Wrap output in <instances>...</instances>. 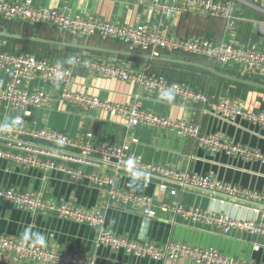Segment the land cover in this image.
Here are the masks:
<instances>
[{
  "label": "built area",
  "instance_id": "2783aa9c",
  "mask_svg": "<svg viewBox=\"0 0 264 264\" xmlns=\"http://www.w3.org/2000/svg\"><path fill=\"white\" fill-rule=\"evenodd\" d=\"M143 8L145 17L135 24H122L113 20L99 19L90 14L72 12L68 7L37 6L32 0H0V24L7 29L20 22L37 27H49L71 37L88 39L97 36L101 40L121 42L129 51H140L159 57L180 53L184 56L204 57L224 67H235L249 78H264V45L237 39L236 30L239 12L249 11L264 16V0H136ZM238 12V13H237ZM169 14H197L224 21V36L214 39L203 35L180 36L161 31L158 18ZM8 30V29H7ZM0 43V104L21 117L22 123L10 134L0 133V161L37 168L43 171L59 170L78 177L66 164L100 168L89 176L97 187H107L110 206L130 205L140 210L144 219L153 216L155 204L150 196L136 194L116 186L121 174L131 178L127 161L136 158L135 168L147 174L141 181H153L160 190L175 195L179 190L195 189L208 193L220 203L230 202L235 206L246 204L252 215L237 217L223 211L178 205L175 212L195 223L214 225L228 235L233 231L250 235H264V192L231 185L210 175L179 170L158 162H146L129 143H110L86 131L79 136H70L64 131L39 124L25 115L32 109L45 106L51 99L47 88H57L59 97L68 103L78 104L93 110L103 111L123 118L129 126H146L156 131L192 139L196 145L210 153H225L229 156L259 162L264 165V151L241 145L218 133L202 132L200 123L194 120L172 119L141 108L136 103L118 104L101 100L85 92L70 88L76 68L109 78H116L143 85L147 90L160 92L175 86L174 98L181 104H199L204 111L225 120L244 119L264 127V109L249 110L240 98L221 95L210 99L200 88L189 83L169 80L163 74L146 71L133 72L122 64L108 62L96 54L77 53L72 63H63L54 58L11 51ZM33 87L30 88V85ZM30 118V119H29ZM0 199L20 210L31 213H50L77 223L88 224L98 229L96 246L121 249L139 257L158 260L187 258L194 264H257L243 260L212 247H199L169 240L135 239L117 235L104 226L102 213L95 208H82L70 203H55L37 191L17 188H0ZM256 249L258 246L255 247ZM0 252L12 260H26L40 264H97L96 260L68 247H55L25 242L21 238L0 235Z\"/></svg>",
  "mask_w": 264,
  "mask_h": 264
},
{
  "label": "crops",
  "instance_id": "0c3cea01",
  "mask_svg": "<svg viewBox=\"0 0 264 264\" xmlns=\"http://www.w3.org/2000/svg\"><path fill=\"white\" fill-rule=\"evenodd\" d=\"M20 1V0H7ZM37 6H66L72 12L90 14L99 19L113 20L122 24H135L144 19L143 8L136 0H32ZM238 13V12H237ZM258 16V21L251 18ZM156 26L163 32L180 36L203 35L220 39L224 34V21L218 18L197 14H169L158 18ZM215 19L219 22H212ZM251 22L247 28L239 29L241 21ZM245 23V22H244ZM256 23L264 24V16L244 11L239 12L236 37L239 40L264 45V35L254 30ZM5 27V24H0ZM3 29V28H2ZM17 34L37 35L48 39L69 41L78 39V43L93 47H102L116 51H129L121 42L101 40L97 36L88 39L71 37L56 29L37 27L16 22L7 28ZM242 31V32H240ZM34 32H36L34 34ZM4 38H0V43ZM4 47L11 51L42 55L68 63L69 57L77 53L96 54L108 62L122 64L126 69L153 74H163L169 80L186 82L205 91L210 99L225 95L240 98L247 109H264V89L236 82L204 70L197 72L177 64L144 60L119 54L93 52L71 47H59L35 41L6 40ZM132 52V51H130ZM142 53L140 51H133ZM145 54V53H143ZM178 58L175 54H170ZM186 60L216 67L227 74L264 84V78H249L235 67H224L213 60L209 63L197 61L193 56H179ZM1 76V74H0ZM33 84L30 85V88ZM70 88L76 92H85L101 100L118 104L136 103L141 108L172 119L194 120L201 125L204 133H218L241 145L264 151V127L254 125L244 119L225 120L213 114L199 104H181L177 99L171 102L160 100L159 94L147 90L143 85L124 80L109 78L76 68ZM51 99L41 108L32 109L30 118L39 124L64 131L70 136H79L86 131L102 140L120 144L127 142L146 162H158L179 170H189L197 174L210 175L213 178L244 188L264 192V165L246 161L239 156L225 153H210L195 144L192 139L173 135L166 131H156L146 126H129L117 115L93 110L61 99L57 88L50 89ZM11 121L13 113L0 104V122ZM29 118V119H30ZM66 166L78 173V177L59 170L43 171L32 167L0 161V188H17L23 191H37L44 198L55 203H70L82 208H95L103 215L104 226L117 235H127L135 239H153L159 242L175 240L199 247H212L221 253L235 258L252 259L264 264V235H250L233 231L228 235L220 232L214 225L192 222L180 217L175 208L178 205L200 207L212 211H223L237 217H249L252 212L246 204L235 206L230 202L220 203L208 193L195 190H179L175 195L160 190L153 181H136L129 186L131 178L121 174L116 186L136 194L150 196L155 204L153 216L144 219L140 210L130 206H110L107 199V187H97L90 182L89 176L100 172L93 168L75 163ZM44 234L46 246L68 247L91 256L97 264H194L187 258L177 260H158L139 257L121 249L108 246H96L98 229L88 224L77 223L50 213H31L17 209L0 199V235L21 238L25 228ZM28 242H31L30 240ZM258 246L256 249L255 247ZM0 264H40L26 260H12L6 253L0 252Z\"/></svg>",
  "mask_w": 264,
  "mask_h": 264
},
{
  "label": "water",
  "instance_id": "95a60500",
  "mask_svg": "<svg viewBox=\"0 0 264 264\" xmlns=\"http://www.w3.org/2000/svg\"><path fill=\"white\" fill-rule=\"evenodd\" d=\"M254 30H256L259 34L264 35V24L263 23H256L254 25ZM36 32H34L35 34ZM0 37L2 38H12V39H18V40H25V41H35V42H41L49 45L50 47L53 46H59V47H71V48H76V49H82V50H88V51H93V52H101V53H112V54H119L127 57H134V58H141L144 60H154V61H159V62H165V63H171V64H177V65H182V66H188V67H194L198 68L201 70H205L207 72H210L212 74H216L219 76H222L224 78L248 84L251 86H255L258 88L264 89V84L263 83H258L254 82L251 80H247L244 78L236 77L230 74H227L225 72H222L218 70L215 66L214 67H209L207 65L197 63L191 60H186V59H179L173 56L169 55H162L159 57L151 56L149 54H143V53H136V52H130V51H116V50H111L107 48H102V47H93L89 45H84L78 43V39H69V41H61L59 39H48V38H43L37 35L33 36H27V35H22V34H17L12 31H9L7 29H1L0 28Z\"/></svg>",
  "mask_w": 264,
  "mask_h": 264
},
{
  "label": "clouds",
  "instance_id": "9594fccd",
  "mask_svg": "<svg viewBox=\"0 0 264 264\" xmlns=\"http://www.w3.org/2000/svg\"><path fill=\"white\" fill-rule=\"evenodd\" d=\"M74 61L73 57H69L67 62L72 63ZM175 95V86L167 87L164 88L160 94H159V99L162 101H168L171 102L174 99ZM30 113L26 110L25 115H29ZM22 123V118L21 117H15L11 121H9L7 118L5 119L4 122H0V133H12L14 131L15 127H18ZM135 162L136 158L131 157L127 161V169L131 173V181L129 186H133V184L140 180L141 178H146L147 174L144 173L141 170H138L135 168ZM22 239L25 242H28L29 240L33 244H39V245H44L46 242L45 236L43 233L36 231L33 232L30 227L25 228L24 233L22 234Z\"/></svg>",
  "mask_w": 264,
  "mask_h": 264
},
{
  "label": "rangeland",
  "instance_id": "374dc122",
  "mask_svg": "<svg viewBox=\"0 0 264 264\" xmlns=\"http://www.w3.org/2000/svg\"><path fill=\"white\" fill-rule=\"evenodd\" d=\"M258 19H259L258 16H254V17L251 18L252 21H258ZM212 22L216 23V22H219V21L213 19ZM250 26H251V22H246V20H243V21H241V23L239 25V29L242 30L244 28H247V30L249 31ZM240 32H242V31H240ZM175 55H177L179 59H183V58L179 57V56H181L180 53H175ZM182 56L184 57V55H182ZM192 58H195L197 61H203V62L209 63L208 60H205L203 58H199V57H195V56H193Z\"/></svg>",
  "mask_w": 264,
  "mask_h": 264
},
{
  "label": "trees",
  "instance_id": "16d2710c",
  "mask_svg": "<svg viewBox=\"0 0 264 264\" xmlns=\"http://www.w3.org/2000/svg\"><path fill=\"white\" fill-rule=\"evenodd\" d=\"M0 38H2V37H0ZM4 39H6V40H18V39H12V38H4ZM180 66H182V65H180ZM184 68H189V69H192V70L197 71V72H204V70L194 68V67L184 66Z\"/></svg>",
  "mask_w": 264,
  "mask_h": 264
}]
</instances>
